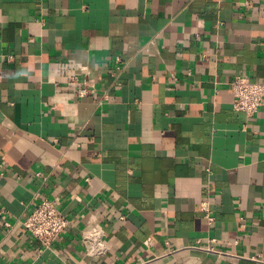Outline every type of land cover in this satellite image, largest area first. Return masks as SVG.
<instances>
[{"label": "crops", "instance_id": "0c3cea01", "mask_svg": "<svg viewBox=\"0 0 264 264\" xmlns=\"http://www.w3.org/2000/svg\"><path fill=\"white\" fill-rule=\"evenodd\" d=\"M236 76L264 81V0H0V264H264V101L235 111ZM43 200L49 248L22 226Z\"/></svg>", "mask_w": 264, "mask_h": 264}, {"label": "built area", "instance_id": "2783aa9c", "mask_svg": "<svg viewBox=\"0 0 264 264\" xmlns=\"http://www.w3.org/2000/svg\"><path fill=\"white\" fill-rule=\"evenodd\" d=\"M63 88L73 89L77 99L86 98L95 92V86L89 79L69 77L62 82ZM232 94V107L235 111L242 112L246 116H254L264 101V81L251 82L244 77L236 76L229 84ZM5 164L0 158V178L4 176ZM88 181V179H86ZM199 211L211 225L213 217L210 210V202L204 199L200 202ZM4 213L0 210V217ZM8 226V224H5ZM69 225L67 219L59 211L56 202L43 200L37 204L22 222L24 231L33 239L41 243L44 248H49L52 243L65 232ZM83 242L86 245L87 256H98L105 252V232L99 226H87L83 231ZM191 249H199L206 252H214L213 248L203 247L199 243Z\"/></svg>", "mask_w": 264, "mask_h": 264}]
</instances>
